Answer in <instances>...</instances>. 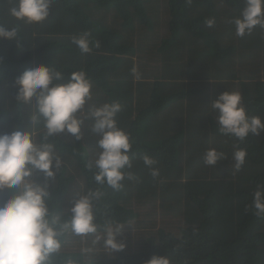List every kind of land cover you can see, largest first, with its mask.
I'll return each mask as SVG.
<instances>
[{
	"label": "trees",
	"instance_id": "16d2710c",
	"mask_svg": "<svg viewBox=\"0 0 264 264\" xmlns=\"http://www.w3.org/2000/svg\"><path fill=\"white\" fill-rule=\"evenodd\" d=\"M243 2L55 0L48 19L28 24L10 15L14 0H0V23L17 27L20 40L18 46L0 39V132L27 126L34 107L16 101L14 82L27 68L43 64L63 72L56 83L84 71L92 84L90 103L118 101L119 126L134 141L132 167L126 169L133 179L126 177L119 190L104 186L95 205L97 223L119 225L117 235L128 239L126 247L118 254L100 249L89 258L81 245L66 246L72 238L82 239L69 236L55 264H145L153 255L168 256L171 264H264V217L248 207L257 185H264V132L244 141L224 136L210 107L220 93L239 91L248 114L264 122V28L239 37L229 22ZM208 20L215 23L209 27ZM84 32L89 53L71 40ZM90 123L85 120L80 141L67 134L50 138L64 160L54 183V212L66 213L77 192L98 187L94 170L87 168L98 151ZM208 148L225 159L206 166ZM237 148L247 151L239 171L232 161ZM144 155L156 161L158 176L149 173ZM33 179L44 182L42 173ZM9 196L7 189L0 192V200ZM145 205L148 225L137 221L136 207ZM161 215L170 224L178 220L175 231L169 224L155 230ZM134 225L141 240L135 248L129 241Z\"/></svg>",
	"mask_w": 264,
	"mask_h": 264
},
{
	"label": "clouds",
	"instance_id": "9594fccd",
	"mask_svg": "<svg viewBox=\"0 0 264 264\" xmlns=\"http://www.w3.org/2000/svg\"><path fill=\"white\" fill-rule=\"evenodd\" d=\"M54 3L55 0H14L9 12L16 20L37 24L49 18ZM229 22L235 25L239 37L251 34L257 26L264 28V0H244L239 15ZM214 23L207 21L209 27ZM0 39L15 40L19 46L17 27L0 23ZM71 40L82 53L91 51L88 32L74 35ZM132 71L139 78L137 69ZM63 75L62 71L39 64L27 68L15 79L16 101L32 105L34 111L26 127L0 132V192L7 189L11 193L6 200H0V264H55L69 236L92 237L91 246L82 250L89 258L100 249L112 254L126 247L117 238L121 227L108 221L101 228L95 208L104 195L101 191L104 186L119 190L126 177L133 179L126 169L132 167L129 153L134 141L117 120L122 105L118 101L92 105V84L87 74L72 71L66 83H56ZM210 107L217 129L224 136L244 141L250 134L259 136L264 132V122L259 116L248 114L239 91L220 93ZM85 120L91 122L88 130L98 149L87 164L89 170H94L93 179L98 187L77 192L66 213L54 212L51 207L54 183L64 160L50 138L67 134L76 141L82 140ZM246 156L243 148L233 153L237 171L245 164ZM223 159V152L208 148L203 163L215 167ZM143 164L153 177L159 175L158 168L153 167L156 161L150 156H143ZM34 173H42L44 182L34 180ZM248 207L255 216L264 217V185H257ZM145 264H171V261L168 256L153 255Z\"/></svg>",
	"mask_w": 264,
	"mask_h": 264
},
{
	"label": "rangeland",
	"instance_id": "374dc122",
	"mask_svg": "<svg viewBox=\"0 0 264 264\" xmlns=\"http://www.w3.org/2000/svg\"><path fill=\"white\" fill-rule=\"evenodd\" d=\"M9 193H10V191H9ZM11 194V193H10ZM136 212L139 214V218H138V220L137 221H144L145 222V220H146V222H147V225H148V221L150 220V218L148 217V216H150V211H149V209L147 208V205H145V208H142L141 206H137L136 207ZM152 215V214H151ZM164 220V221H163ZM137 221H136V223H135V225L137 224ZM172 222H174L173 224H170L169 222H168V220H167V217L165 216V217H163L162 215L161 216H159V217H157L156 218V221H155V226H154V228H155V230L160 226V227H163V226H165V224H169L168 225V227L169 228H171V230H174L175 231V229L177 228V226L179 225V222H178V220L177 219H174V220H172ZM126 225V224H125ZM135 225L133 226V227H135ZM130 225L128 224V226H126V229L128 230L130 227H129ZM138 228V227H137ZM137 228L135 227V229H136V231H134L133 233V236L132 237H130L129 238V241L131 242L130 243V245H133L132 243H134V248H135V246H136V244H140V242H141V240H140V238H138V237H136L137 235H136V233L138 232L137 231ZM141 232V231H140ZM139 236H141V235H139ZM117 238L118 239H121L126 245H127V240L128 239H126L125 240V238L126 237H121V238H119L118 237V235H117ZM136 238V239H135ZM91 241H92V238H88V237H83L82 239H81V242H79L78 240H77V238H72V239H70L68 242H66V246L67 247H71V248H78V246L79 245H81L80 247H82V249H84V248H87V247H90L91 246ZM119 252H116V253H114V254H118Z\"/></svg>",
	"mask_w": 264,
	"mask_h": 264
}]
</instances>
